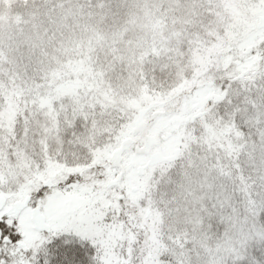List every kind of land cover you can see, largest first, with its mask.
<instances>
[{
  "label": "snow or ice",
  "instance_id": "6c2138e0",
  "mask_svg": "<svg viewBox=\"0 0 264 264\" xmlns=\"http://www.w3.org/2000/svg\"><path fill=\"white\" fill-rule=\"evenodd\" d=\"M0 264H264V0H0Z\"/></svg>",
  "mask_w": 264,
  "mask_h": 264
}]
</instances>
